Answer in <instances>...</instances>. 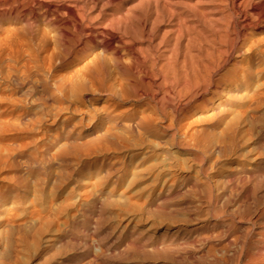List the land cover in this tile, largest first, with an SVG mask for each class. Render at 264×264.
I'll return each mask as SVG.
<instances>
[{"label": "bare ground", "instance_id": "obj_1", "mask_svg": "<svg viewBox=\"0 0 264 264\" xmlns=\"http://www.w3.org/2000/svg\"><path fill=\"white\" fill-rule=\"evenodd\" d=\"M192 1L0 0V107L13 116L25 31L22 50L65 66L41 91L92 130L108 123L95 152L170 168L85 190L36 183L0 264H264V0H216L219 21ZM171 146L190 149V164ZM188 180L190 197L178 196Z\"/></svg>", "mask_w": 264, "mask_h": 264}, {"label": "rangeland", "instance_id": "obj_2", "mask_svg": "<svg viewBox=\"0 0 264 264\" xmlns=\"http://www.w3.org/2000/svg\"><path fill=\"white\" fill-rule=\"evenodd\" d=\"M180 1V5L189 3L188 0ZM197 1L199 0H193L192 3ZM216 3V0H201L200 4L202 10H208L219 21L220 13L212 10ZM24 25L25 19L21 16L17 19V26L21 28ZM153 32L159 33L158 30ZM24 34L25 31H19L18 50L14 60L16 74L22 84L14 91L16 103L13 105V116L8 113L9 107L6 102L0 107V122L12 120L11 129L0 132V147L4 148L3 154L8 160L0 163V191L3 193L0 198V233L2 232L0 244H3L6 231L14 222L11 214L14 208L19 207L21 215L31 210L28 201L32 197L36 183L42 181L50 184L65 183L73 187L83 184L87 185L85 190L90 188L89 185L93 182H114L120 179L126 182L134 180L148 182L157 177L162 170L164 173L170 171V168L157 166L142 169L139 165L138 168L131 169L123 164L122 153L95 152V148L100 147V144L93 142L94 138L106 131L108 123L96 126L92 130L91 123L85 121L79 123L78 115L67 118L69 114L65 113L63 103L56 102L48 92L41 91L44 83H47L50 90L55 88L58 77L65 72V66H59L54 60L51 62L54 66L49 70V57L46 52L40 49L35 53L22 50L20 38ZM33 46L39 45L36 42ZM8 59L7 53L3 52L0 60L5 70ZM8 92L6 83L0 84V94L7 96ZM40 94L45 98L40 99ZM101 144L106 145V141L102 140ZM171 147L176 159L190 164V149ZM32 156L36 158L33 160L43 164L28 162ZM178 171L187 173L189 171L190 176V168ZM181 182L182 180L178 183ZM184 183L179 189L178 196L190 197V180ZM78 193L80 191L76 190L75 194ZM61 198L63 196L59 199Z\"/></svg>", "mask_w": 264, "mask_h": 264}]
</instances>
